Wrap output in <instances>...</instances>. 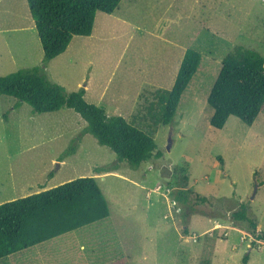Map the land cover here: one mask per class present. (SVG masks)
Instances as JSON below:
<instances>
[{
	"label": "rangeland",
	"instance_id": "obj_1",
	"mask_svg": "<svg viewBox=\"0 0 264 264\" xmlns=\"http://www.w3.org/2000/svg\"><path fill=\"white\" fill-rule=\"evenodd\" d=\"M237 46L264 57V0H122L114 13H97L90 36H74L48 62L47 78L67 93L86 84L87 102L154 135L162 156L138 168L118 161L74 109L36 113L0 94V201L22 197L12 192L28 183L95 176L110 208L107 218L0 264H264V241L232 219L245 203L264 230V110L252 125L235 115L221 129L210 123L209 93ZM188 48L202 54L200 66L173 122L157 127L148 106L158 88L173 86ZM36 56L44 53L27 0H0V75L42 64ZM187 175L192 210L177 198Z\"/></svg>",
	"mask_w": 264,
	"mask_h": 264
},
{
	"label": "trees",
	"instance_id": "obj_2",
	"mask_svg": "<svg viewBox=\"0 0 264 264\" xmlns=\"http://www.w3.org/2000/svg\"><path fill=\"white\" fill-rule=\"evenodd\" d=\"M122 0H27L44 57L42 64L0 75V94L28 103L34 112L45 113L69 107L87 122V130L101 145L112 149L118 161L138 168L143 162L159 159L162 152L154 135L121 115H109L102 106L85 99V88L67 93L64 86L46 75L49 61L66 51L76 35L90 36L98 12L114 13ZM202 54L188 48L170 89L158 88L147 114L158 127L173 122L182 96L196 74ZM213 108L210 123L221 129L235 115L248 125L254 124L264 110V57L254 49L237 46L222 60L220 72L209 93ZM151 132L154 130L147 129ZM156 131V130H155ZM178 192L187 208L193 209L189 176ZM197 203L207 202L197 195ZM110 215L108 201L97 177L81 176L55 187L0 203V258L37 245L54 237L103 220ZM189 215L186 213V216ZM236 227L264 241V230L248 213L245 203L233 211ZM188 232V230H185ZM249 256H245L247 262ZM109 264H128L117 259Z\"/></svg>",
	"mask_w": 264,
	"mask_h": 264
},
{
	"label": "crops",
	"instance_id": "obj_3",
	"mask_svg": "<svg viewBox=\"0 0 264 264\" xmlns=\"http://www.w3.org/2000/svg\"><path fill=\"white\" fill-rule=\"evenodd\" d=\"M37 35H38V33H37ZM38 41H40L39 37H38ZM31 43L33 44V40H31ZM38 44H39V42H36V44H35V50L36 51L39 49ZM64 53H62V54H64ZM41 60H42V58L40 59L38 56H36L35 64L40 63ZM24 68H29V67L26 66ZM84 88H85V90L87 92V85L86 84H84ZM86 92H85V94H86ZM47 176H49V177L52 178V177H54V173L53 172H50V173L47 174ZM57 184H62V183H54V184H50V185H47V183H45V184H37V185H31L30 183H28L25 188H21L18 191H14L12 193H18V196L24 197V196H27V195H30V194H33V193H37V192H40V191H43V190L52 188L53 186L55 187V186H57ZM12 193L9 192V194H12ZM16 198H19V197H17L16 195H12L11 197H6L4 200L0 201V203L6 202V201H10V200H13V199H16ZM215 225H221V226H224V227L227 226V225H223V223H221L219 221H216ZM241 232L243 233L244 231L241 230ZM81 247L83 248V245H81ZM249 259H250V256H249ZM249 259L247 260V262L249 261Z\"/></svg>",
	"mask_w": 264,
	"mask_h": 264
}]
</instances>
